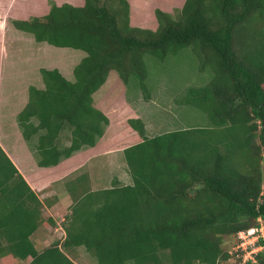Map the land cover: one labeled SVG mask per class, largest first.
<instances>
[{"label":"trees","instance_id":"obj_1","mask_svg":"<svg viewBox=\"0 0 264 264\" xmlns=\"http://www.w3.org/2000/svg\"><path fill=\"white\" fill-rule=\"evenodd\" d=\"M84 1L13 22L38 43L87 54L75 81L42 69L45 88L31 87L17 117L39 167H56L104 137L110 119L94 94L111 72L127 86L138 79L151 99L146 54L164 60L184 48L198 53L200 70L210 68L212 79L179 103L204 111L210 125L150 137L142 119H130L142 138L124 149L133 183L93 191L87 175L70 182L66 238L42 251L32 237L45 224L44 203L0 144V255L75 264L67 252L83 247L98 264L228 262L225 237L264 225V0H186L176 19L157 10L155 30L131 25L128 0ZM254 258L245 264H264V249Z\"/></svg>","mask_w":264,"mask_h":264},{"label":"rangeland","instance_id":"obj_2","mask_svg":"<svg viewBox=\"0 0 264 264\" xmlns=\"http://www.w3.org/2000/svg\"><path fill=\"white\" fill-rule=\"evenodd\" d=\"M71 1L73 2V0ZM128 1L131 4V25L155 30L158 28L157 10H162L176 19V11L183 7L186 0ZM74 3V5L84 6L85 1L77 0ZM49 5H51L49 12H44L43 16L48 15L51 7L58 5V1H50ZM13 25V22L8 24L3 35L0 32V92H2L3 98L0 106L3 110L0 118L2 133L0 136L3 146L5 145L10 151L11 147L16 149L12 150L11 156L22 161V165L18 166L24 170L33 171L29 172L35 178L30 181L32 185L34 183L37 190L47 186L45 191L38 192L40 196L52 190H57L59 196L63 193L65 195V188L68 190L69 183L82 175L88 176L87 185L93 191L111 188L115 183L117 185L132 184L133 178L129 172L124 149L142 141L140 135L129 124V120L132 118H140L145 122L148 126L147 134L150 137L160 135L165 131L210 125V120L204 111L202 112L191 105L179 103V100L185 98L191 89L205 87L212 79L213 73L210 68L203 72L200 70L198 53L191 47L184 48L176 55L169 54L164 60L146 54L145 63L148 69L146 85L151 99L145 100V94L138 79L132 77L127 86L117 71L111 72L107 84L94 94L95 104L110 119L104 137L95 148L85 149L70 159L63 160L54 171L39 168L38 158L34 156L35 152L30 149L23 134L17 132L21 129L17 122L18 116L15 115L16 111L25 109L31 87L45 88L42 69H58L68 80L75 81L74 69L87 54L72 48L61 49L47 43H38L34 36H21L13 29ZM20 40L27 42V45H20ZM31 43L33 46L37 44L35 52L33 49H29L31 52L26 49H18L19 47L27 48ZM14 123L17 124L18 130L13 126ZM69 135L68 132L62 134V144L70 143L67 137ZM37 140L38 137H35L34 142L37 143ZM21 145L27 148L22 150ZM261 166L264 171V152ZM59 176L61 179H57ZM58 180H64V182L56 185L54 182ZM52 198L48 196L42 199L45 204H49L48 200L52 205L54 203ZM45 204L43 207V222L45 224L32 237L40 251L57 241L62 243L65 240L66 231L64 228L72 213L74 198L72 197L69 205L59 209L58 212L46 210ZM47 206L49 207V205ZM50 219L53 221L51 222ZM259 235H261L260 231L247 239H240L239 235L225 237L223 247L225 251L229 252L230 259L223 264H245L246 261L253 258V255L261 250ZM242 243H244L243 246H241ZM67 254L75 264H98L97 259L83 247L72 249ZM0 264L27 263L19 261L11 255H0Z\"/></svg>","mask_w":264,"mask_h":264},{"label":"crops","instance_id":"obj_3","mask_svg":"<svg viewBox=\"0 0 264 264\" xmlns=\"http://www.w3.org/2000/svg\"><path fill=\"white\" fill-rule=\"evenodd\" d=\"M50 1H53V0H0V30H1L0 32H2V35H3L6 28H7V25L10 24L11 22L27 21V20H31L32 18H36L38 16H43L44 12H47V11L49 12V10H50V6H51V5H49ZM55 1H58V6H62L64 4H70L73 6H80V5H74L75 4L74 2L77 0H73V2L71 0H63V1L55 0ZM13 29L15 31L19 32L21 34V36H28V35L33 36L32 34H30L28 32H24L22 30H19L14 25H13ZM19 44L20 45L23 44V46H26L27 42L25 43V42H22L20 40ZM28 46L29 47H27V48L26 47L25 48L19 47L18 49L19 50H22V49L25 50L26 49V51H30L29 49H33V52H35L34 49L36 48L37 44H35V46H33V44L31 43V45L29 44ZM1 51H3L2 48H1ZM4 79H5V76H4ZM38 89H40V88H38ZM2 99H3L2 98V92H0V106L2 104ZM2 112H3V110L0 108V118H1ZM20 112H21V109H18V111H16L15 115L18 116L20 114ZM7 113H8V111H7ZM14 117H16V116H14ZM13 126L16 128V130H18L16 123H14ZM17 132L19 134L21 131L18 130ZM1 134L2 133L0 131V135ZM1 142H2V137L0 136L1 146L4 148L5 151H8L7 154L9 155L11 160L14 162V164L18 168L19 172L23 175L25 180L28 182L30 187L34 190V192L40 198V200L45 204V202L43 200L45 197H48V196L51 198L53 197L52 199L54 200V203L52 205H50V201L47 200V202H49V204L48 203H46V204L49 205V207L45 204L46 210L58 212L59 209L65 208V206L69 205L70 199L72 201V195L70 194L69 190H67V188H65V186H63V187L65 188V193L67 195L66 194L64 195V193H63L61 196H59L57 194L58 193L57 190H52V191H50L48 193L46 192L45 194L40 196L38 194V192L45 191L47 186L46 187L43 186L44 188H40V189L38 188V190H37L35 188L36 185L34 183L32 185V183L30 182V181H33L35 179V178H33V175L31 176L29 173V172H33V171L24 170L21 166H18L19 164L22 165V163H21L22 161H20V159L15 157V156H14V158H13V156H11V152H13L16 149H13L11 147V151H10L5 145L3 146V142L2 143ZM26 148H27L26 146L21 145L22 150H24ZM59 166L60 165H58L56 167H52V168H43V169L46 171H50V170L54 171V169H56ZM57 179H61V176H59ZM61 182H64V180L63 181L58 180L54 183H56V185H57L58 183H61ZM53 184H51V185H53ZM57 189H58V187H57Z\"/></svg>","mask_w":264,"mask_h":264},{"label":"built area","instance_id":"obj_4","mask_svg":"<svg viewBox=\"0 0 264 264\" xmlns=\"http://www.w3.org/2000/svg\"><path fill=\"white\" fill-rule=\"evenodd\" d=\"M257 231H258V232H259V231L261 232V235H259V238H260V239H261V238L264 239V225H262L260 229H252V230H249V231H246V232H240V233H239V238H240V239H247L248 237H251L252 235H254L255 233H257ZM259 238H258V239H259ZM243 244H244V243H242L241 246H243ZM259 246H260V245H259ZM260 247H261V250L264 249L263 246H260ZM261 250H258V252L261 251ZM258 252H256V253H258ZM256 253H255V254H256ZM255 254H254V255H255ZM254 255H253V256H254ZM250 259H252V260L255 261V258H254V257H253V258H250Z\"/></svg>","mask_w":264,"mask_h":264},{"label":"clouds","instance_id":"obj_5","mask_svg":"<svg viewBox=\"0 0 264 264\" xmlns=\"http://www.w3.org/2000/svg\"><path fill=\"white\" fill-rule=\"evenodd\" d=\"M252 230V229H251Z\"/></svg>","mask_w":264,"mask_h":264}]
</instances>
